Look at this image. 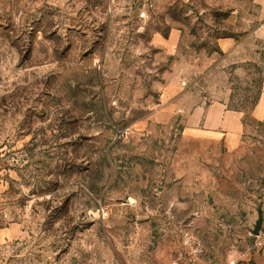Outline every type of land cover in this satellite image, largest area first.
<instances>
[{
	"label": "rangeland",
	"instance_id": "rangeland-1",
	"mask_svg": "<svg viewBox=\"0 0 264 264\" xmlns=\"http://www.w3.org/2000/svg\"><path fill=\"white\" fill-rule=\"evenodd\" d=\"M258 8L0 0V264H264ZM225 99L231 150L192 116Z\"/></svg>",
	"mask_w": 264,
	"mask_h": 264
},
{
	"label": "crops",
	"instance_id": "crops-1",
	"mask_svg": "<svg viewBox=\"0 0 264 264\" xmlns=\"http://www.w3.org/2000/svg\"><path fill=\"white\" fill-rule=\"evenodd\" d=\"M259 10V38L261 49L264 50V0H255ZM221 50L228 56H233L239 46H235L230 39H223L220 43ZM192 116L201 124L205 135L219 139L222 144L233 149L242 142L246 130L244 113L240 110L228 108V100L212 102L196 106L193 109ZM248 119L256 124H264V68L262 80L258 92V99L255 106L251 109ZM5 232H1V234Z\"/></svg>",
	"mask_w": 264,
	"mask_h": 264
},
{
	"label": "trees",
	"instance_id": "trees-1",
	"mask_svg": "<svg viewBox=\"0 0 264 264\" xmlns=\"http://www.w3.org/2000/svg\"><path fill=\"white\" fill-rule=\"evenodd\" d=\"M257 99H258V96H257V98H256V101H257ZM256 101L254 102L252 108L255 106ZM252 108H251V109H252ZM236 110H237V109H236Z\"/></svg>",
	"mask_w": 264,
	"mask_h": 264
},
{
	"label": "built area",
	"instance_id": "built-area-1",
	"mask_svg": "<svg viewBox=\"0 0 264 264\" xmlns=\"http://www.w3.org/2000/svg\"><path fill=\"white\" fill-rule=\"evenodd\" d=\"M121 135H122V133H121Z\"/></svg>",
	"mask_w": 264,
	"mask_h": 264
}]
</instances>
